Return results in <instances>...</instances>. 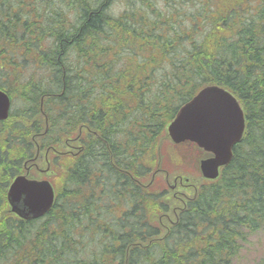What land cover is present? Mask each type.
I'll list each match as a JSON object with an SVG mask.
<instances>
[{"label":"trees","instance_id":"16d2710c","mask_svg":"<svg viewBox=\"0 0 264 264\" xmlns=\"http://www.w3.org/2000/svg\"><path fill=\"white\" fill-rule=\"evenodd\" d=\"M115 1L0 0V213L28 166L56 192L38 220L0 219V264H233L264 239V0L204 2L189 26ZM210 85L244 110L230 164L206 182L193 144L163 141L156 171L166 124Z\"/></svg>","mask_w":264,"mask_h":264},{"label":"water","instance_id":"95a60500","mask_svg":"<svg viewBox=\"0 0 264 264\" xmlns=\"http://www.w3.org/2000/svg\"><path fill=\"white\" fill-rule=\"evenodd\" d=\"M206 100L226 101L222 131L209 134L189 124L182 127V122H187L190 113L203 106ZM10 104L9 97L0 91V121L8 118ZM244 130L245 119L238 100L227 90L212 85L201 89L178 109L174 118L166 125L162 139L169 140L174 145L184 142L195 144L204 153L197 160L201 177L206 181H215L219 178L221 169L230 163L233 148L241 141ZM162 139L156 147L157 170L161 165ZM54 200L55 191L52 184L48 180L34 178L30 174V168H26L24 174L16 176L10 183L6 192L7 207L0 213V219L11 214L21 221L37 220L53 207Z\"/></svg>","mask_w":264,"mask_h":264},{"label":"rangeland","instance_id":"374dc122","mask_svg":"<svg viewBox=\"0 0 264 264\" xmlns=\"http://www.w3.org/2000/svg\"><path fill=\"white\" fill-rule=\"evenodd\" d=\"M154 4L156 8L159 10H167L174 9L177 15H182L181 18H185L184 25L189 26L188 20L190 19V15L194 13L197 8H200L204 2H207L208 5L218 14L221 11L226 9V5L230 3L232 0H170L166 2V0H154ZM250 1V0H249ZM249 8L252 5H257L255 0H251ZM207 5V6H208ZM115 8L116 12H120L121 10H125L127 8V3L123 0H116L112 6ZM142 9H144L142 7ZM178 11V12H176ZM148 12V11H147ZM264 250V239L262 237H254L252 240L245 246L242 253L239 255L237 259L233 261V264H255V262L262 257Z\"/></svg>","mask_w":264,"mask_h":264},{"label":"snow or ice","instance_id":"6c2138e0","mask_svg":"<svg viewBox=\"0 0 264 264\" xmlns=\"http://www.w3.org/2000/svg\"><path fill=\"white\" fill-rule=\"evenodd\" d=\"M227 108L226 101L206 100L203 106L196 108L190 113L187 122H182V127L189 124L198 130H203L209 134L222 131L224 124V110Z\"/></svg>","mask_w":264,"mask_h":264},{"label":"bare ground","instance_id":"6f19581e","mask_svg":"<svg viewBox=\"0 0 264 264\" xmlns=\"http://www.w3.org/2000/svg\"><path fill=\"white\" fill-rule=\"evenodd\" d=\"M135 1V0H134ZM6 94V93H5ZM10 102H11V100H10Z\"/></svg>","mask_w":264,"mask_h":264}]
</instances>
